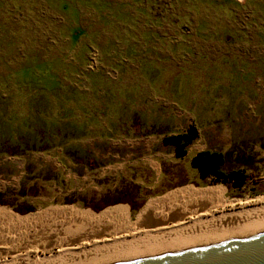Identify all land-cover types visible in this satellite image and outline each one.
Instances as JSON below:
<instances>
[{"label":"rangeland","instance_id":"374dc122","mask_svg":"<svg viewBox=\"0 0 264 264\" xmlns=\"http://www.w3.org/2000/svg\"><path fill=\"white\" fill-rule=\"evenodd\" d=\"M143 30L148 35L143 36ZM263 44L264 0H145L141 6L122 0H0V118L35 141L73 136L88 156L81 167H73L80 168V176L73 168L65 170L53 151L0 155V191H10L8 202L0 205V223L21 228L51 209H69L73 216L94 221L92 216L104 212L72 205L99 210L130 202L136 207L190 181L205 188L187 186L170 195L209 189L222 200H235L236 208L247 199L251 204L264 195ZM138 56L144 60L142 68L137 60L136 67L125 68V58ZM150 59L170 69L158 76L152 72L155 77ZM180 71L169 91L148 83L161 76L171 83ZM135 82L138 96L146 101L140 102L136 114L119 109L117 115L112 93L107 92L126 91ZM103 88L105 93H98ZM118 122L128 133L135 128L132 134H144L143 146L151 149L145 161L120 163L134 139L124 138V129L111 130ZM191 123L199 133L185 156L175 162L156 157L172 149L157 134L146 135L150 129L172 124L177 132ZM52 141L51 147L59 144ZM207 149L225 153V172L246 171L241 188L214 182L215 176H202L192 165L193 156ZM117 152L121 158L114 156ZM33 172L38 179L31 188ZM208 183L219 185L206 187ZM11 205L32 211L21 213ZM231 208L230 203L225 211ZM113 209L103 215L118 216L121 223L128 220L126 206ZM29 244L37 246L41 257L57 251H46L39 241Z\"/></svg>","mask_w":264,"mask_h":264},{"label":"bare ground","instance_id":"6f19581e","mask_svg":"<svg viewBox=\"0 0 264 264\" xmlns=\"http://www.w3.org/2000/svg\"><path fill=\"white\" fill-rule=\"evenodd\" d=\"M218 196L215 191L205 189L196 195L183 193L152 199L136 223L130 225L112 215L87 220L73 216L69 209L47 210L21 228L11 229L0 223V256L3 258L0 264H111L264 234V195L254 197L251 204L247 199L240 208H236L235 200H222ZM230 203L232 208L225 211ZM147 215L153 216L155 222L163 219L160 221L164 225L139 226ZM49 217L61 219L60 228H50L55 233L52 242L60 249L41 257L37 246L29 244L28 237L39 231L37 238L45 249L43 232L56 224L42 223ZM71 222L79 223H74L77 227L72 228ZM108 224L112 226L107 229L112 237H102L95 232Z\"/></svg>","mask_w":264,"mask_h":264},{"label":"crops","instance_id":"0c3cea01","mask_svg":"<svg viewBox=\"0 0 264 264\" xmlns=\"http://www.w3.org/2000/svg\"><path fill=\"white\" fill-rule=\"evenodd\" d=\"M124 3H127V4H132V5H135V4H138V6H141L142 5V3H144L145 2V0H122ZM129 13L130 12H137L138 13V10H136V11H128ZM137 13H135V14H137ZM134 14V15H135ZM206 17V16H205ZM137 18L139 19V20H141L142 18H141V16H140V14H137ZM146 17H145V14H144V19H145ZM147 19V18H146ZM204 22H206L205 20H204ZM207 23V22H206ZM144 31V35L143 36H146V35H148V33H146V30H143ZM150 33V32H149ZM181 34H183V33H181ZM142 36V37H143ZM137 43H140V42H138L137 41ZM263 48H264V44H263ZM140 57L138 56V58L137 57H135V59L133 60V59H128V58H125L124 60H125V62H127V63H125L126 64V66H125V68H128L129 67V65L130 66H132V67H136L137 65V67H139V68H142L143 67V62H144V60H141V59H139ZM137 60V65L134 63V61H136ZM141 60V61H140ZM263 62H264V49H263ZM147 61H149V60H147ZM150 62H152V64H153V66H154V68L156 67H159L160 66V69H163V70H169L170 68H168L167 66H164L163 64H157L155 61H154V59H150ZM154 68H152V69H154ZM184 68L181 66V71L183 70ZM90 80H91V78H90ZM121 80V79H120ZM120 82V81H119ZM174 81H172L171 83H168L167 82V79L165 78V77H163V76H161V77H158V79H155V80H153V81H149L148 80V83L151 85V87H153V88H157V87H168V91L171 89V87L172 86H174L175 84L173 83ZM180 84H182V83H180ZM137 85H136V82L135 83H133V85H131V86H126L125 87V89H126V91H121V90H119V89H117V90H115V91H108L107 92V94H110V93H112L111 95H112V100H111V102H112V104H114L115 106H116V110H117V112L119 111V109L122 111V112H126V111H128V113H130V115H133L134 113L136 114V113H138L140 110H138L137 108H139L140 107V102H145L146 100H145V98H141V96L139 97L138 96V87H136ZM134 89H136L137 90V92L135 91L134 92ZM89 92L90 93H92V92H94V91H92L90 88H89ZM100 92H103V94L105 93V89L103 88V89H101V90H99L98 91V93H100ZM166 97H169V96H167L166 95ZM170 98V97H169ZM141 99H143V100H141ZM130 100H132L131 102H128V101H130ZM141 100V101H140ZM150 101V100H149ZM83 104L84 105H86V104H89L90 106H91V103L89 102V101H83ZM114 106V107H115ZM146 109H149L150 110V108H149V106H147V108ZM124 110H126V111H124ZM98 112V111H97ZM101 113V112H100ZM143 113H146V110H144L143 111ZM120 114V112H118L117 113V115H119ZM102 115H105V113H103ZM101 116V115H100ZM135 116V115H134ZM99 117V116H98ZM119 117H122V114H121V116H119ZM169 117H171V116H169ZM134 118V117H133ZM197 118H198V114H196V117H194V121L197 123ZM132 120V119H131ZM118 124H120V125H118ZM118 124H115L114 125V128L113 129H111V130H117L118 128H120L121 130H123L124 129V131H122V133H124V134H122V135H124L123 137L124 138H132V139H134L132 142H134L133 144H132V146H130L132 149H130V151L128 152V153H125V156H123V160L124 161H121L120 163L121 164H127V163H129V164H135V163H140V161H145V159L147 158V156L145 155V153H146V150H150L151 151V149H150V146H143V145H146L147 144V142H145V141H143L142 139H141V136H143L144 134H139L140 136H136V135H138V133L137 134H132V132H134V131H136V129L135 128H133L132 129V131H130V133H128V130L126 129V127L124 128L123 127V124H121L120 122H118ZM129 125L131 126V128L133 127L130 123H129ZM153 125H155V124H153ZM191 125H194V126H196V128H197V124L195 125L194 123H191ZM190 125V126H191ZM189 126V127H190ZM173 127L174 126H172V124H170V125H168L167 126V128L166 129H164V130H158V132L157 133H153V134H150V133H146V135L148 134V135H150V137L152 136V135H155V134H157L158 135V137H160L162 140H163V145H165V147H170L171 149H172V153H167V155L165 154V153H162V154H160V155H156V157H158V156H162L166 161H176V160H178L179 159V157H180V155H177V153L175 152V146L174 145H172V144H166L165 143V141H164V137H166V136H169V135H172V134H176V133H178V132H181V133H183V132H185L186 130H183V131H181V130H179V131H174L173 130ZM188 127V128H189ZM118 137V136H117ZM108 139H110V138H108ZM113 140H115V139H113ZM116 140H117V138H116ZM118 140H120V139H118ZM123 140H126V139H123ZM123 140H120V141H123ZM196 140V139H195ZM194 140V141H195ZM52 141V140H51ZM193 141V142H194ZM52 142H54V143H59L58 145H55V146H53V147H50L48 150H45V151H43V150H35V151H32L31 153H39V154H44V153H46V152H48V153H50L51 151H53L55 154H56V156L59 158V157H61V158H59L58 160H57V162L59 163V164H61V165H63V167L65 168V170H67V171H70V169L71 168H73V167H76V165H78L79 167H81V163H80V160H78V161H75L76 160V157H74L73 156V154H71V151H78L79 152V155H82L84 152H83V150L80 148V147H78V145H80L79 143H80V140H78V139H76V138H74L73 136L72 137H68V136H66V137H64V138H62V140H60V137L58 136V138L55 140H53ZM193 142L191 143V144H193ZM71 144H74V145H76L77 147H74V146H71V147H69V145H71ZM190 144V145H191ZM139 149H141V152L139 151ZM54 150H58V151H54ZM96 153V152H95ZM187 154V153H186ZM185 154V155H186ZM96 155H98L97 153H96ZM184 155V156H185ZM114 156H118L119 158H121V156H120V154H119V152H117V155H115L114 154ZM125 157V158H124ZM183 157V156H182ZM62 158H64V160L62 159ZM181 158V157H180ZM66 159V160H65ZM74 159V160H73ZM72 161V162H71ZM75 163H74V162ZM116 162H118V161H116ZM40 164V163H39ZM114 164H116V163H114ZM102 166L103 165H105V163H103V164H101ZM83 167H86V165H83ZM101 167V166H100ZM114 168V166L111 168V170ZM73 169H75V170H77L78 171V173H76V174H78V175H80L81 176V173H80V168H73ZM38 170H41V169H39L38 168ZM128 171H130V169H128ZM35 173L33 172V178H31V182H30V187L32 188L33 186H32V184H33V180L34 179H38V174H36V177H35V175H34ZM75 174V173H74ZM69 175H70V172H68L65 176H66V178L67 177H69ZM214 185H219V184H210V183H208L207 185H205L206 187H208V186H214ZM187 186H193L195 189H199V188H205V187H200V186H195L194 184H192L191 183V181L190 182H185V183H183L182 185H177V186H174V187H172V188H169V189H167L165 192L163 191L162 193H159L158 195H154V196H152V197H150V198H148L147 200H145L143 203H141L140 205H138V206H133V204L132 203H128V202H121V203H118V202H116V203H112V204H109V205H107L106 207H104V208H101V209H99V210H95V209H92V208H87V207H85V208H81V207H79V206H74V205H72L73 207H76L77 209H80V210H87V211H90V212H92V213H95V214H99V213H106V212H108V211H106V210H109V209H111L112 211H114V209L113 208H115L116 206H126V209H127V214H126V216H127V221L125 222V223H127L128 225H130V224H132L133 222L134 223H136V221L138 220V218H139V216L141 215V213L143 212V211H145V208H148V204H149V202L152 200V199H156V198H161V197H167V196H169L170 195V192L171 191H173L174 189H182V188H184V187H187ZM202 186H204V185H202ZM177 192V191H176ZM180 192V191H179ZM167 193H168V195H167ZM173 193H175V192H173ZM166 194V195H165ZM172 194V193H171ZM225 194H227V189H226V192H225ZM225 194H224V198L225 199H227L226 198V196H225ZM66 206V205H65ZM53 207H55V206H53ZM61 207H63V206H61ZM31 212V211H30ZM29 213V212H28ZM103 213V214H104ZM103 214H100L99 216H101V215H103ZM99 216H92V217H94V219H96V218H98ZM96 217V218H95ZM56 218V219H55ZM121 218H122V215H121ZM53 219H54V221H53ZM123 219V218H122ZM61 220V219H60ZM57 217H53V218H51V217H49V218H44L43 220H42V223H45V222H47V221H49V222H51V223H56L55 225H53V226H50V227H46L45 229L46 230H44V236H43V240L47 243L46 244V251L49 249V250H51L52 248H54V247H56V249H57V251L56 252H58L59 250L58 249H60V246H58L56 243H53L52 241H53V236L55 235V233L50 229V228H53V227H56V228H60L61 227V225H60V223H62L61 221H60ZM160 220H163V219H156V222L154 221V219H153V216H148L147 215V217H146V220H144V221H142V222H140L138 225L139 226H143V225H145V227H154V226H159V225H164V224H161V223H163V222H161ZM59 221V222H58ZM128 221L130 222V223H128ZM111 222V221H110ZM110 222H109V224H110ZM74 223H79V222H74ZM74 223H72L71 222V226H72V228L73 227H77V225H75ZM91 223V222H90ZM89 223V224H90ZM155 223H156V225H155ZM89 224H87V225H89ZM104 225V226H100V228H98L97 230H95V232H99L100 233V235H102V237H104V236H113V234L111 233V232H109V230L112 228V226H110V225ZM57 225V226H56ZM94 225H98V223H94ZM148 225V226H147ZM105 227H106V229H105ZM107 229H109V230H107ZM101 231V232H100ZM46 232V233H45ZM48 232H50V233H48ZM103 233V234H102ZM105 233V234H104ZM106 233H107V235H106ZM109 234V235H108ZM49 235V236H48ZM81 235V234H80ZM80 237V236H79ZM48 240V241H47ZM69 240H71V239H69ZM38 242L39 241V239L37 238L36 240H34V239H32L31 240V243H34V242ZM50 243V244H49ZM53 243V244H52ZM72 244V243H71ZM56 245V246H55ZM51 248V249H50ZM55 252V253H56ZM32 254H34V253H32ZM50 254H52V252L50 253ZM159 254H162V253H159ZM156 255H158V254H156Z\"/></svg>","mask_w":264,"mask_h":264},{"label":"trees","instance_id":"16d2710c","mask_svg":"<svg viewBox=\"0 0 264 264\" xmlns=\"http://www.w3.org/2000/svg\"><path fill=\"white\" fill-rule=\"evenodd\" d=\"M156 61V59H155ZM163 69L159 67H155L152 72L156 73L158 76ZM155 76L154 73H152ZM155 76V77H156ZM181 76V71L178 72L173 81H178ZM154 78V77H153ZM132 116V120H133ZM126 122V121H125ZM132 125V123H131ZM203 125V124H202ZM133 126V125H132ZM153 126V125H152ZM144 128H141V130ZM158 130H149L148 133L153 134L157 133ZM28 132H21L19 128H13L10 124L5 123L2 118H0V155H13V156H21L25 153H29L35 150H48L51 146L50 141H44L43 138L39 141H35L33 137H31ZM198 129L196 126L191 125L185 132H178L176 134H172L164 137V141L166 144H172L175 146V152L180 157L186 154V148L198 137ZM18 134V135H16ZM16 135V136H15ZM74 157H76L75 161L80 160L83 162L85 158H88L86 152L82 155H79L78 151H71ZM86 155V156H85ZM89 164V162L87 163ZM226 164V155L222 151H210L209 149L200 151L194 155L192 158V165L199 169L202 176L212 175L215 176L214 182L225 181V183H231L233 188H241L244 184V181L247 179L248 175L246 171L243 169H232L229 172H225L223 165ZM227 178V179H226ZM9 190L0 191V205L8 202L5 197L9 193ZM23 196L26 193L22 194ZM16 211L21 213H28L32 211V208L28 207L25 209L15 208L11 205ZM105 214V213H104ZM11 222V221H10Z\"/></svg>","mask_w":264,"mask_h":264},{"label":"water","instance_id":"95a60500","mask_svg":"<svg viewBox=\"0 0 264 264\" xmlns=\"http://www.w3.org/2000/svg\"><path fill=\"white\" fill-rule=\"evenodd\" d=\"M111 264H264V234Z\"/></svg>","mask_w":264,"mask_h":264}]
</instances>
